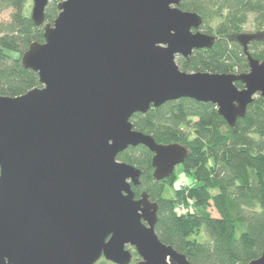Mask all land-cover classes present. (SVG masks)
I'll use <instances>...</instances> for the list:
<instances>
[{"label": "water", "instance_id": "water-1", "mask_svg": "<svg viewBox=\"0 0 264 264\" xmlns=\"http://www.w3.org/2000/svg\"><path fill=\"white\" fill-rule=\"evenodd\" d=\"M183 0H32L43 29L21 58L39 88L0 96V264H191L155 234L156 203L135 199L141 171L117 161L128 148L152 153V178L168 179L188 150L133 129L134 114L190 99L211 104L230 128L256 97L264 61L234 37L248 63L240 75L186 73L176 59L211 49L202 18ZM58 15L45 23V10ZM239 82L243 88L238 89ZM248 264H264L262 255Z\"/></svg>", "mask_w": 264, "mask_h": 264}, {"label": "trees", "instance_id": "trees-1", "mask_svg": "<svg viewBox=\"0 0 264 264\" xmlns=\"http://www.w3.org/2000/svg\"><path fill=\"white\" fill-rule=\"evenodd\" d=\"M31 0H0V96L17 97L39 88L38 75L25 69L22 56L32 43H43V29L25 14ZM179 8L202 18L201 33L215 37L211 49L194 51L176 64L186 73L240 75L248 63L235 36L255 35L248 52L264 61V0H183ZM9 11L6 20L3 13ZM58 15L57 3L45 10V23ZM250 24L253 32L243 29ZM235 86L242 89L241 83ZM133 129L158 144H179L188 155L182 172L192 176L190 207L180 211L184 191L174 189L175 176L152 178V153L143 146L128 148L117 161L141 171L136 194L145 192L158 206L155 234L164 245L191 264H248L264 249V100L256 97L244 118L230 128L211 104L190 99L167 102L134 114ZM193 136V138H190ZM186 204V203H185ZM210 210L216 217L211 216ZM205 239H204V237ZM139 257L134 252L131 264ZM96 264H112L100 259Z\"/></svg>", "mask_w": 264, "mask_h": 264}, {"label": "rangeland", "instance_id": "rangeland-1", "mask_svg": "<svg viewBox=\"0 0 264 264\" xmlns=\"http://www.w3.org/2000/svg\"><path fill=\"white\" fill-rule=\"evenodd\" d=\"M31 11H32V0L26 4L25 14L28 17H31ZM8 16H9V11L3 13V15L1 16V19L6 20L8 18ZM200 32H202V30H200ZM243 32H245V33L253 32L252 26H250V24H248L243 29ZM190 138H193V136H191ZM171 176H175L174 183H173L174 189H176L177 191H184L183 197H180V199H179V200H181V206L183 205V206L187 207V205L189 204L188 206L190 207L191 198L188 196V193L192 189V187H194L196 185V184H194L195 181H194L193 177L187 176L186 174H184L182 172L181 165H179L175 168V170ZM136 195H138V194H136ZM210 213H211V216L216 217V214L214 211L210 210ZM203 237H204V235H203ZM204 239H205V237H204Z\"/></svg>", "mask_w": 264, "mask_h": 264}, {"label": "flooded vegetation", "instance_id": "flooded-vegetation-1", "mask_svg": "<svg viewBox=\"0 0 264 264\" xmlns=\"http://www.w3.org/2000/svg\"><path fill=\"white\" fill-rule=\"evenodd\" d=\"M141 194V193H140ZM140 194H138V195H136V193H135V199H138L139 198V195ZM150 201V200H149ZM151 202V201H150ZM153 203V202H152ZM157 212H158V210H157ZM129 251H130V253L132 254V259H133V253L135 252L134 251V249L133 248H127ZM101 259H103V258H101ZM104 260V259H103Z\"/></svg>", "mask_w": 264, "mask_h": 264}, {"label": "built area", "instance_id": "built-area-1", "mask_svg": "<svg viewBox=\"0 0 264 264\" xmlns=\"http://www.w3.org/2000/svg\"><path fill=\"white\" fill-rule=\"evenodd\" d=\"M191 205H192V204L190 203V206H191ZM185 209H186V207H185V206H183V205H182V206H180V211H181V212H185Z\"/></svg>", "mask_w": 264, "mask_h": 264}]
</instances>
